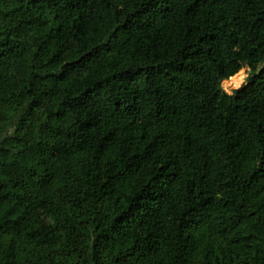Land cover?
<instances>
[{
  "label": "trees",
  "instance_id": "1",
  "mask_svg": "<svg viewBox=\"0 0 264 264\" xmlns=\"http://www.w3.org/2000/svg\"><path fill=\"white\" fill-rule=\"evenodd\" d=\"M0 264H264V0H0Z\"/></svg>",
  "mask_w": 264,
  "mask_h": 264
},
{
  "label": "rangeland",
  "instance_id": "2",
  "mask_svg": "<svg viewBox=\"0 0 264 264\" xmlns=\"http://www.w3.org/2000/svg\"><path fill=\"white\" fill-rule=\"evenodd\" d=\"M243 71H244V74H243V76H244V77H243V82H245L246 79H247L248 76H249L250 68H249V67L244 68ZM242 85H243V84H242ZM242 85H241V86H242ZM222 86H223V88H224L227 92H229V93H232L235 89H238V88L241 87V86L237 87V85H236V81H235V80H234V81H223Z\"/></svg>",
  "mask_w": 264,
  "mask_h": 264
},
{
  "label": "bare ground",
  "instance_id": "3",
  "mask_svg": "<svg viewBox=\"0 0 264 264\" xmlns=\"http://www.w3.org/2000/svg\"><path fill=\"white\" fill-rule=\"evenodd\" d=\"M225 81H234V80L227 79V80H225Z\"/></svg>",
  "mask_w": 264,
  "mask_h": 264
},
{
  "label": "clouds",
  "instance_id": "4",
  "mask_svg": "<svg viewBox=\"0 0 264 264\" xmlns=\"http://www.w3.org/2000/svg\"><path fill=\"white\" fill-rule=\"evenodd\" d=\"M237 87H239V85H237Z\"/></svg>",
  "mask_w": 264,
  "mask_h": 264
}]
</instances>
